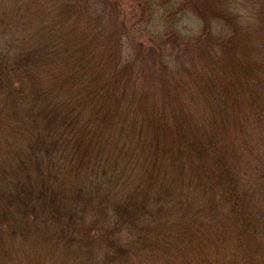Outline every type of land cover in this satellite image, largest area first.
Returning <instances> with one entry per match:
<instances>
[{
  "label": "rangeland",
  "instance_id": "374dc122",
  "mask_svg": "<svg viewBox=\"0 0 264 264\" xmlns=\"http://www.w3.org/2000/svg\"><path fill=\"white\" fill-rule=\"evenodd\" d=\"M81 1L0 0V264H233L248 247L264 264V80L248 73L257 46H240L264 0ZM157 47L162 75L144 57ZM52 94L86 104L77 127L58 122ZM114 94L120 116L100 105ZM130 100L145 110L134 116ZM231 169L238 205L216 185Z\"/></svg>",
  "mask_w": 264,
  "mask_h": 264
},
{
  "label": "trees",
  "instance_id": "16d2710c",
  "mask_svg": "<svg viewBox=\"0 0 264 264\" xmlns=\"http://www.w3.org/2000/svg\"><path fill=\"white\" fill-rule=\"evenodd\" d=\"M81 2H83L84 4H87V3H90V0H85V1H81ZM184 2H185V0H182L180 2V4H179V7L178 8H181V7L184 8ZM199 6L200 5H197V3H193L194 9L195 10H198L199 12H200V7L205 8V5H202L200 7ZM261 7H263V9H264V2L261 3L260 10H262ZM190 8H191L192 11H194V9L192 7H190ZM213 12L215 14V17H217L219 19H222V22H224L228 18V17L226 18V16H225L226 15V13H225L226 11H225L224 7L219 6V8L217 10H214ZM254 25H255V29L256 30L253 31V32H251L250 31V27H248L247 30L244 32V36L246 38V41L243 42L242 45H240V46H241V49L247 50V49L250 48L249 47V42H251V41H252L251 44L253 43V44H255L257 46L258 53L255 54V55H253V56H257L258 57V58L256 57L257 66L256 65L254 66V68H256L257 72L253 71V73L252 72H248V73L250 75H253V76L256 75V78L257 79L255 81L258 80L257 81L258 83H262V81L264 80V76H263L264 75V71H263L264 70V21H261V20H259L257 18V21L255 22ZM104 36H106L105 33H104ZM112 42H113V38H111L110 41H109L110 46H112ZM166 42L168 43V45H171L172 47L174 46V45H172L173 42L171 43V40L169 38L167 40H165V41L164 40H161L159 42H156L155 44H156V46H161V45L166 44ZM146 43H149L150 44L151 42L148 41ZM149 44H147V45H149ZM107 46H108V43H107V45H104L105 48H107ZM149 52L150 51L148 49H146L145 56L144 57L148 58L149 61H151V60L154 59L153 62L155 63L156 66H159L160 67V70H158V71H160L161 72V75H162L163 74V71L162 70L164 69L163 67L165 66V63L164 62L166 61L165 60V56H162V58H160L157 55V53H159V55H163L162 52H161V50H159V47H157V49H154L153 50L154 57H152ZM172 55H173V53L171 54V56ZM100 57H102L101 54H100ZM79 59H80V57L78 58V60ZM102 59L103 58H101V60ZM106 59H108V57H106ZM90 63L91 62L89 60V62H85L84 61L82 65H76V68L79 67L80 70H83V73L84 74L83 73H80L79 74L80 76L81 75L82 76H85V73H88V74H92L93 75L92 66H91ZM99 65H100L101 68H103L105 70V72H106V70L108 71V72H106V74L104 76L105 77V82L102 85V89L107 88L108 85H109V89L110 88H113L114 85H115L116 77H113L114 76L113 73H111V75H110V71H109L107 65H104L102 62L101 63H98V65H95L94 62H93V66L94 67H97ZM123 67H126V65H123ZM145 67L146 68L148 67L147 66V63L145 64ZM232 68L234 69L235 67H232ZM146 70L148 71L147 73L150 75V69L147 68ZM79 75H77V76H79ZM210 79L213 82V83L212 82L210 83L211 86H214L215 84H218L219 86L221 85V86L228 87L231 81H234V83L236 81V77L233 76V74L231 72L229 73V81L230 82L226 78H219V77H212L211 76V78H209V80ZM141 83H138V86H140ZM239 85H240V87H245V88H247V90H250V87H248V85H246L243 82H240ZM261 86H264V85L262 84ZM146 90H147V88L144 89V92H146ZM50 97H52V98L49 99ZM50 97H47L48 102L55 101V104L57 102H59V104H60L59 105V107L61 108L60 112H56L55 113L56 116L59 118L58 122L70 124L71 123V120L73 119L74 120V124H75V126H73V127H77L79 125V123L83 120L84 115H86V113H84V111H83V112L77 113V115H72L71 116V114H73L74 112H76V108H75L76 104H78V106H86V104H82L81 102L80 103L79 102H76L72 98H69L68 100H66V99L64 100L63 98L58 97V94H52ZM256 97H258V103H259L258 104V109H257V114H258L257 123L259 124L261 122L260 121L261 119L264 120V96H262V97L260 96L259 97L257 95ZM99 99H100V102H102V104H100V105H102V107L107 111V115L108 114H110V115L112 114L113 115V113H117L118 114V112L115 110V109L118 108V105L116 106V104H120V103H123V102L126 101V98H124V96H117L116 94L111 95V97H110V99L108 101H106V100H104L102 98H99ZM144 100H146V99H144ZM95 101H96V99H95ZM134 102H136V101L135 100H133V101L130 100L129 103L133 105V110H132L133 115L134 116H137L141 111H144L145 108H142L140 103H138V102L134 103ZM185 103H186V101H185ZM96 105H98L97 102H96ZM135 107L137 109H135ZM100 111H102V110L97 107V110L95 111L94 116L92 115L90 117L92 119L88 122V124H90V122L93 121L94 117L99 116L98 114H100ZM124 111H125V113H128V107L125 108V109H121V112H124ZM172 112H173V109H172ZM177 115H178V113H177ZM173 117H175V115ZM165 119L166 120H162L161 122H165V123H168V124H169L170 121L172 122V117L165 118ZM139 122L144 123L146 126H150L151 125V123H150L151 122V119H149V118H145L142 121L140 120ZM165 123H164V127H157L156 126L154 128L157 129V130L162 129L163 130V133H164V130L165 131L168 130V127H165L166 126ZM257 123H254L253 124V127H256L258 125ZM206 139H207L206 138V135H202V138H200L199 141H200V143H203ZM222 139H224V136L222 137ZM73 141L76 144V148H75V151L74 152L79 154L83 150V147H86V144H84L83 140H81V138L79 136L76 137ZM62 143L64 145V140L62 141ZM100 150L101 149H99L98 151H100ZM77 161L79 163H84V162H86V158L85 157L84 158L83 157H80L79 159H77ZM224 171L227 174V176L229 177L228 179H231V180H227V181L226 180H221L216 185H222V186L226 187V189H227L226 190V193H225V199L227 200L226 202L232 203L234 205H238L237 203L240 202V201H239L238 197L236 196L235 186H234V184H231L230 182H228V181H232L233 178H235V170L234 169H231V170H224ZM4 181L5 180L2 179L0 181L1 184H3ZM15 183L16 182L14 181V184ZM163 183L164 182H162V180H161L160 185L164 188V185L165 184H163ZM1 184H0V186H1ZM7 184H8L7 187H9L10 189H11V187H13V184H12L11 181L9 183H7ZM174 187H177V186L173 185V188ZM180 187L182 188V186H180ZM211 187H213V186L206 185L204 189L207 190L208 188H211ZM1 190H2V188H0V191ZM23 190L24 189H21L19 191L22 192ZM164 194H166L167 196H170V194L168 192H165ZM241 219L243 221L246 220V218L244 216H242ZM69 227H71L70 224H69ZM60 228L62 230V225H60ZM247 249H248L249 252L248 251L247 252H242V253H241V251L240 252L239 251L236 252V254L234 255V258L236 259V261L233 264H252L253 263L252 261H253L254 253H256L258 251V249L257 248H254L253 249L252 247H248Z\"/></svg>",
  "mask_w": 264,
  "mask_h": 264
}]
</instances>
